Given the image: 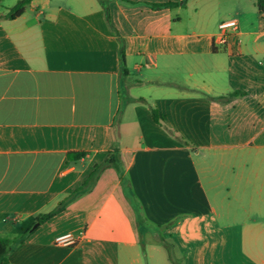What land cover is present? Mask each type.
I'll list each match as a JSON object with an SVG mask.
<instances>
[{
  "label": "crops",
  "instance_id": "obj_1",
  "mask_svg": "<svg viewBox=\"0 0 264 264\" xmlns=\"http://www.w3.org/2000/svg\"><path fill=\"white\" fill-rule=\"evenodd\" d=\"M22 237L8 264H264L257 0H33L0 18V238Z\"/></svg>",
  "mask_w": 264,
  "mask_h": 264
},
{
  "label": "trees",
  "instance_id": "obj_2",
  "mask_svg": "<svg viewBox=\"0 0 264 264\" xmlns=\"http://www.w3.org/2000/svg\"><path fill=\"white\" fill-rule=\"evenodd\" d=\"M257 1H258L259 8L261 10H264V0H257ZM32 2H33V0H21L13 8H11L9 10L8 14H6L5 16H0V18L6 17V18H10V19H16V18H18L24 14L28 5H30ZM174 5L175 4L167 3V4L153 5V7L154 8H164V7L174 6ZM121 58H122V62H124V58H125L124 57V44H122V47H121ZM151 110H152L154 120L157 123L161 124V120H160V117H159V114H158L156 108L151 107ZM84 155L85 154H83V153L70 154V156H73L76 159H79V158L83 157ZM119 161H120V156H119L118 152L110 153L102 166H114V167L118 168L119 167ZM102 166H101V168H102ZM101 168L99 167V170ZM96 177H97V173L92 174L89 177V179L84 182L82 187H80L79 189L72 192V194L67 199H65L64 201H62L60 203V205L57 207V209L55 211H53L47 215H44L41 218H38L37 221L41 222V223L45 222V221L49 220L50 218H52L53 216H55L60 211L64 210V207L70 201H72L74 198L78 197L79 195H81L82 193H84L90 189V187L93 185V182L96 179ZM27 233H29V231ZM27 233L24 234V236H26ZM23 237L18 239V240H15V241L0 238V264H8L9 263V259H8L9 254L13 250V247L16 246L17 244H19L24 239Z\"/></svg>",
  "mask_w": 264,
  "mask_h": 264
},
{
  "label": "built area",
  "instance_id": "obj_3",
  "mask_svg": "<svg viewBox=\"0 0 264 264\" xmlns=\"http://www.w3.org/2000/svg\"><path fill=\"white\" fill-rule=\"evenodd\" d=\"M238 31V21L228 20L225 22H222L219 25V34L215 40L216 45L224 47L228 44L229 38L231 35L236 34ZM10 220L16 222L18 221V218H11ZM78 241V238L75 237L73 234L68 233L64 234L62 236H59L56 240V242L60 245H73Z\"/></svg>",
  "mask_w": 264,
  "mask_h": 264
},
{
  "label": "rangeland",
  "instance_id": "obj_4",
  "mask_svg": "<svg viewBox=\"0 0 264 264\" xmlns=\"http://www.w3.org/2000/svg\"><path fill=\"white\" fill-rule=\"evenodd\" d=\"M172 257H173V259L175 260V263L177 264V262L176 261H178L177 259H178V257H176L175 255H174V252H172ZM144 264H154V261L150 258V257H147V256H145L144 257Z\"/></svg>",
  "mask_w": 264,
  "mask_h": 264
},
{
  "label": "water",
  "instance_id": "obj_5",
  "mask_svg": "<svg viewBox=\"0 0 264 264\" xmlns=\"http://www.w3.org/2000/svg\"><path fill=\"white\" fill-rule=\"evenodd\" d=\"M38 225H39V223H38V224H36V226H38ZM36 226H35V227H36Z\"/></svg>",
  "mask_w": 264,
  "mask_h": 264
}]
</instances>
